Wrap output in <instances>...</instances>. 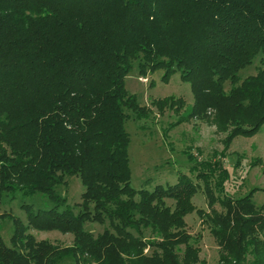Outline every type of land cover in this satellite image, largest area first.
<instances>
[{"label": "trees", "instance_id": "16d2710c", "mask_svg": "<svg viewBox=\"0 0 264 264\" xmlns=\"http://www.w3.org/2000/svg\"><path fill=\"white\" fill-rule=\"evenodd\" d=\"M251 66L256 73L241 78ZM133 68L163 70L164 81L178 71L193 115L215 111L219 129L232 125L228 140L254 136L264 128V0H0V197L40 194L50 204L23 205L27 227L11 218L0 264H203L184 230L192 180L130 186L124 122L127 112L148 114L125 88ZM220 172L216 198L205 184L211 211H198L219 263L264 264V206L252 202L255 189L226 196L229 173ZM65 177L84 188L77 214L61 192ZM106 220L96 236L84 229ZM30 227L71 233L73 245L37 241Z\"/></svg>", "mask_w": 264, "mask_h": 264}, {"label": "rangeland", "instance_id": "374dc122", "mask_svg": "<svg viewBox=\"0 0 264 264\" xmlns=\"http://www.w3.org/2000/svg\"><path fill=\"white\" fill-rule=\"evenodd\" d=\"M256 73L255 66L241 70L244 78ZM164 71H149L140 76L133 68L125 78L126 90L137 96L141 107L148 114L141 120L133 118L124 122V129L129 135L127 156L129 159L130 186L135 189L153 190L157 185H174L181 174L189 177L196 185V193L191 197L194 209L183 217L184 230L190 241H196L199 260L203 264H220L219 249L215 238L210 234L205 218L199 210L211 211L210 199L205 194V184H209L212 195L218 196L216 183H219L221 170H227L229 179L225 184V195L238 199L256 190L252 202L258 209L264 206V128L252 137L236 136L228 140L232 125L219 129L215 119L216 112L207 110L202 116L192 114L195 103L190 84L183 81L175 71L167 81L163 80ZM230 86H224L228 92ZM190 156L195 161H190ZM216 164H219L217 167ZM194 169V170H193ZM204 174L203 177H197ZM206 177V178H205ZM209 180V183H208ZM84 188L78 177H65L61 192L65 195L66 206L77 214L82 202ZM216 198V197H215ZM217 200V199H215ZM172 205V200H166ZM23 205L34 210L50 206L46 197L40 194L23 197L17 193L13 200L6 194L0 197V235L4 244L10 247L13 234V221L19 220L27 227V215ZM217 211L222 207L217 201L212 203ZM109 228L108 221L85 222L84 229L94 236ZM110 229V228H109ZM25 234L32 235L37 241H47L60 249L73 245L74 236L59 230L37 231L27 228ZM143 236L151 239L149 229L142 231ZM181 248V247H180ZM148 253V249L144 250ZM246 264L250 263V257ZM64 264H73L70 261Z\"/></svg>", "mask_w": 264, "mask_h": 264}]
</instances>
